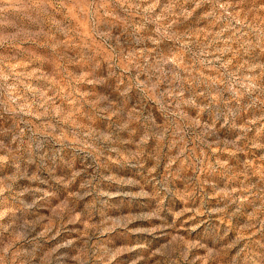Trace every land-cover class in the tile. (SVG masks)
Returning <instances> with one entry per match:
<instances>
[{
    "label": "clouds",
    "instance_id": "9594fccd",
    "mask_svg": "<svg viewBox=\"0 0 264 264\" xmlns=\"http://www.w3.org/2000/svg\"><path fill=\"white\" fill-rule=\"evenodd\" d=\"M0 264H264V0H0Z\"/></svg>",
    "mask_w": 264,
    "mask_h": 264
}]
</instances>
